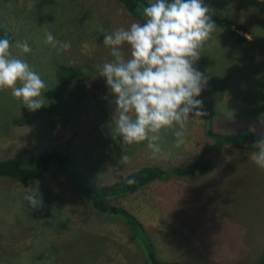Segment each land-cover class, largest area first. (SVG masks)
Returning a JSON list of instances; mask_svg holds the SVG:
<instances>
[{
  "label": "rangeland",
  "instance_id": "rangeland-1",
  "mask_svg": "<svg viewBox=\"0 0 264 264\" xmlns=\"http://www.w3.org/2000/svg\"><path fill=\"white\" fill-rule=\"evenodd\" d=\"M150 3L154 0H148ZM172 2V0H166ZM248 33L236 43L217 27L195 67L209 77L197 99L206 114L192 116L185 143L175 147L172 130L153 157L147 142L122 145L112 138L115 96L98 66L111 61L103 28L111 33L135 21L118 0H0V26L16 41L47 84L40 109L30 111L10 91H0V157L31 156L66 143L74 166L89 182L107 185L141 166L181 165L197 157L205 130H251L264 135V0H204ZM51 32L71 48L59 55L46 44ZM122 51L130 58V46ZM58 63L75 67L80 80L58 82ZM192 114H190L191 116ZM246 150L225 146L209 152L210 171L153 180L114 200L144 226L156 255L188 264H250L264 246V169ZM122 155L130 159L124 163ZM39 192L43 206L25 200ZM121 221L96 213L51 160L26 185L0 178V264H144L140 247Z\"/></svg>",
  "mask_w": 264,
  "mask_h": 264
},
{
  "label": "clouds",
  "instance_id": "clouds-1",
  "mask_svg": "<svg viewBox=\"0 0 264 264\" xmlns=\"http://www.w3.org/2000/svg\"><path fill=\"white\" fill-rule=\"evenodd\" d=\"M136 11L143 22L135 20L111 33L99 29L113 59L98 69L115 96L112 138L122 137V145L146 141L155 157L162 151L164 133L172 130L175 147L179 148L186 141L190 118L206 114L201 110L203 101L197 97L209 77L195 65L217 25L211 18L213 10L204 0H154ZM44 42L58 55L71 48L70 42L58 41L48 31ZM124 44L130 46V58L122 51ZM12 48L7 35L0 38V91H10L22 105L36 111L45 105L43 93L47 84L21 58L32 51L27 39L16 41V54ZM256 147L258 151L249 153V158L264 169V141H257ZM121 159L128 163L130 158L122 155ZM24 198L33 209L43 206L39 192L29 191Z\"/></svg>",
  "mask_w": 264,
  "mask_h": 264
},
{
  "label": "trees",
  "instance_id": "trees-1",
  "mask_svg": "<svg viewBox=\"0 0 264 264\" xmlns=\"http://www.w3.org/2000/svg\"><path fill=\"white\" fill-rule=\"evenodd\" d=\"M124 9L135 20L143 22V18L136 11L138 7L149 6L148 0H118ZM217 27L236 43L245 41V38L232 28L244 33L248 29L240 22L231 21L221 16H212ZM5 35L13 44L10 32L0 26V38ZM55 79L61 83L72 80H80L79 71L69 64L58 63L54 66ZM207 140L204 141L198 151L197 157L181 165H157L141 166L128 172L120 180L107 185H98L89 182L74 166L70 150L66 143L53 144L41 149L31 156H2L0 157V178H10L26 185L29 181L41 176L48 168L51 160L55 161L58 168L66 176L73 187L87 199L92 209L108 218L122 222L128 231V238L135 242L141 249L144 264H188L180 260H165L156 255L152 241L142 223L126 208L113 203L121 197L133 193L138 188L153 180L166 181L174 176L192 175L196 170L207 172L211 170L212 162L209 152H215L225 146H234L246 150H258L257 141H264V135H256L251 130L241 129L235 132H218L211 128L205 130ZM128 181H132L129 183ZM250 264H264V246L260 249L257 258Z\"/></svg>",
  "mask_w": 264,
  "mask_h": 264
}]
</instances>
